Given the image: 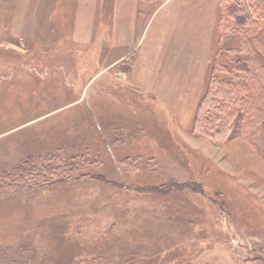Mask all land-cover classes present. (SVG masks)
<instances>
[{"label": "rangeland", "instance_id": "374dc122", "mask_svg": "<svg viewBox=\"0 0 264 264\" xmlns=\"http://www.w3.org/2000/svg\"><path fill=\"white\" fill-rule=\"evenodd\" d=\"M235 1L0 0V264H264V158L202 107Z\"/></svg>", "mask_w": 264, "mask_h": 264}, {"label": "trees", "instance_id": "16d2710c", "mask_svg": "<svg viewBox=\"0 0 264 264\" xmlns=\"http://www.w3.org/2000/svg\"><path fill=\"white\" fill-rule=\"evenodd\" d=\"M238 1L235 3L239 4ZM245 1L240 0L239 9L247 12ZM244 19L243 28L240 29L242 46L247 50L244 60L248 65L244 69V80H237L238 84H235L226 74H214L202 102L203 107L208 102L209 94H212L207 105L213 111L205 120V129L222 138L226 135V139H229L233 126L240 120L242 138L252 144L264 158V32L263 26L253 20L249 13L244 14ZM222 63L225 64V61ZM217 77L220 79L216 80ZM175 187L178 186H170L169 191Z\"/></svg>", "mask_w": 264, "mask_h": 264}, {"label": "crops", "instance_id": "0c3cea01", "mask_svg": "<svg viewBox=\"0 0 264 264\" xmlns=\"http://www.w3.org/2000/svg\"><path fill=\"white\" fill-rule=\"evenodd\" d=\"M127 54V53H126ZM126 54H124V55H120V56H116V57H113L111 60H109V59H106V57H104V56H102V54H100L99 55V60L101 61V59H102V68H103V71H104V69H113V72H114V74L115 75H121V74H123L122 72H121V70H117L118 68H119V66H120V64L118 63L122 58H125V55ZM137 57H135V59H136ZM98 60V61H99ZM133 64H134V61H133V63L130 65V69H132V66H133ZM136 67H139L138 65H139V61L136 59V61H135V64H134ZM126 74H127V72H125ZM129 75L131 76V74L129 73Z\"/></svg>", "mask_w": 264, "mask_h": 264}]
</instances>
